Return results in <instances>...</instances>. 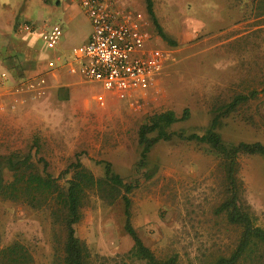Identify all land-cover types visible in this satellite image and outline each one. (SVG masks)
I'll use <instances>...</instances> for the list:
<instances>
[{
  "label": "rangeland",
  "instance_id": "1",
  "mask_svg": "<svg viewBox=\"0 0 264 264\" xmlns=\"http://www.w3.org/2000/svg\"><path fill=\"white\" fill-rule=\"evenodd\" d=\"M151 1L157 22L175 45L157 36L144 0H115L145 21L149 34L145 47L163 55L153 75L155 84L120 99L99 82L67 74L55 61L71 60L62 41L78 44L89 34L77 0H0V40H5L0 46V73L6 76L0 87L12 86L11 91L15 87L25 96L20 109H0V178L4 183L12 179L9 167L14 163L34 173H42L45 164L57 178L76 158L97 176L102 171L94 161H107L114 173L135 184L129 193L130 222L155 256L173 254L176 264H212L217 255L229 252L239 232L213 213L223 198L217 154L207 145L173 135L154 144L139 167L136 130L153 113L171 110L180 115L186 108L188 117L170 129L201 133L209 125L212 107L236 93L256 90L254 98L221 119L216 131L226 143L264 144V13L260 14L264 0ZM43 3L73 6L70 20L64 24L60 6L38 7ZM15 19L33 22L34 28L21 37L12 27ZM56 23L63 33L55 46L48 47L39 27ZM46 59L55 65L48 67ZM34 73L41 74L42 88L35 86ZM53 73L69 86L51 80ZM36 88L43 90L40 95ZM98 93L104 94V106L96 104ZM69 176L63 174L57 183L63 185ZM236 176L243 205L254 223L264 228V157L239 155ZM122 225L119 201L108 204L93 194L87 196L74 231L87 245L91 264H130L124 254L131 241ZM61 236L46 207L0 195V245L18 240L28 247L33 264H51Z\"/></svg>",
  "mask_w": 264,
  "mask_h": 264
},
{
  "label": "trees",
  "instance_id": "2",
  "mask_svg": "<svg viewBox=\"0 0 264 264\" xmlns=\"http://www.w3.org/2000/svg\"><path fill=\"white\" fill-rule=\"evenodd\" d=\"M145 11L157 36L169 46L175 42L167 36L156 20L152 1L144 0ZM264 7V4H263ZM264 10L260 12L263 14ZM257 94L256 90L236 93L226 102L210 110L208 127L201 133L172 131L171 125L188 117L184 108L180 115L171 110L156 112L138 125L136 130L139 147L137 165H145L147 153L159 141H168L175 135L180 140L193 141L207 145L219 158L223 179V198L213 208V213L224 217L229 224L239 228L233 247L226 254H219L212 264H264V228L254 223L253 215L241 199V180L236 176L239 155H259L264 157V144L259 141L236 143L224 142L216 131L223 119L227 118L240 105L245 104ZM222 119V120H221ZM27 156L23 161H26ZM22 163H25L23 162ZM101 167V174L95 176L77 158L69 163L59 174L70 173L63 185L57 183L43 165L42 173L26 172L20 163L11 164L12 179L4 183L0 178V195L11 200H20L31 207L44 206L49 210L52 221L62 232L60 241L54 246L51 264H91L90 253L83 240L75 235L74 225L81 218V211L89 194L97 196L105 203L119 201L122 207L124 233L131 245L125 252L130 264H176L175 255L162 258L143 244L130 222L129 193L135 187L111 170L109 162L95 160ZM0 264H33L28 247L18 240L0 245Z\"/></svg>",
  "mask_w": 264,
  "mask_h": 264
},
{
  "label": "built area",
  "instance_id": "3",
  "mask_svg": "<svg viewBox=\"0 0 264 264\" xmlns=\"http://www.w3.org/2000/svg\"><path fill=\"white\" fill-rule=\"evenodd\" d=\"M90 25L87 39L67 50L71 60L59 62L68 73L78 74L87 81H96L116 98H128L134 90L145 88L159 70L163 55L145 47L149 34L145 21L131 10L116 5L115 0H77ZM34 28L31 22L18 21L16 32L26 33ZM40 37L48 47L55 46L62 34L60 25L42 24ZM55 61L46 59L48 67ZM0 73V80L5 79ZM40 83L43 80H39ZM98 105L104 97L97 94Z\"/></svg>",
  "mask_w": 264,
  "mask_h": 264
},
{
  "label": "crops",
  "instance_id": "4",
  "mask_svg": "<svg viewBox=\"0 0 264 264\" xmlns=\"http://www.w3.org/2000/svg\"><path fill=\"white\" fill-rule=\"evenodd\" d=\"M44 5V6H43ZM48 7L49 9L50 8H58V6H60L59 8V11H58V13L59 14H61L62 15V18H61V21L65 24V23H67L69 20H70V15H69V12L71 11V9H72V7L73 6H71V5H67V4H62V3H58V4H54V5H48V4H42V5H40V6H38V7ZM39 18V17H38ZM18 21H21V20H18V19H15V22H13L12 23V27L15 29V25H16V22H18ZM25 22H27V20H25ZM32 24H33V22H31ZM36 23V22H35ZM34 25V24H33ZM59 25V24H58ZM90 26V25H89ZM60 27H61V25H60ZM89 29H90V27H89ZM61 31H63V29H62V27H61ZM90 32V31H89ZM63 33V32H62ZM26 33H19V35H21V37H23V35H25ZM85 36V35H84ZM81 39H83V38H81ZM86 39H87V37H86ZM85 39V40H86ZM84 40V41H85ZM3 41H5V40H3V39H1L0 40V46L2 45V46H4L5 44L3 43ZM84 41H81V42H79V43H82V42H84ZM78 43V44H79ZM73 45H75V44H73ZM60 46L61 47H65V46H67V48L65 49V51H67L68 49H69V47L70 46H72V44L71 45H67V44H65V43H63V41L60 43ZM15 65V64H14ZM29 67V65L28 64H26V63H24L23 64V68H25L24 70H27V68ZM63 67V66H62ZM64 68V67H63ZM64 70H65V72H67V70L64 68ZM67 74H68V72H67ZM70 74V73H69ZM11 75V74H10ZM34 75H35V73H34ZM76 75H78V74H76ZM78 76H80V75H78ZM20 77H26V76H20ZM35 77H36V79L34 80L35 81V86H37V87H43L42 85H43V83H44V80H43V78H42V76H41V74H39V73H36V75H35ZM60 76H59V74L58 73H53V74H51V80H53L55 83H58V84H63V85H65V86H69V83L65 80V82H62V78H59ZM39 80H43V82L42 83H40L39 82ZM155 80L156 79H151V81L148 83V84H155ZM36 81H38V82H36ZM57 84V85H58ZM30 86H33V85H30ZM12 87V86H11ZM11 87L9 86V85H7V86H2V87H0V109L1 110H9V111H14V110H18V109H20L21 108V106L25 103L23 100H24V98L23 97H25V96H23V95H21L22 93H24V92H19V91H16V89H15V87H14V89L12 88V91H11ZM35 90H37L38 92H35V94H39L40 93V91H43V90H38V88H36ZM138 92H144V88L143 89H138ZM99 94V93H98ZM102 95H103V97H104V94L103 93H101ZM21 95V96H20ZM40 95V94H39ZM39 95H36L37 97L39 96ZM131 95H132V93H131ZM130 95V96H131ZM36 96H34V97H36ZM96 96H97V94L94 96V99H95V101H96ZM130 96L128 97V98H130ZM24 102V103H23ZM96 104L98 105V103H97V101H96ZM106 104V102H105V99H104V103H103V105H101V106H104ZM98 106H100V105H98ZM23 108V107H22Z\"/></svg>",
  "mask_w": 264,
  "mask_h": 264
}]
</instances>
